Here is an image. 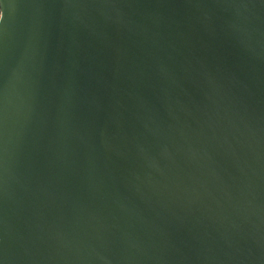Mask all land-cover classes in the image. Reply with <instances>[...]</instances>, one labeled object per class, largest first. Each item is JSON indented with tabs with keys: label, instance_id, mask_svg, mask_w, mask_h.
I'll return each instance as SVG.
<instances>
[{
	"label": "water",
	"instance_id": "obj_1",
	"mask_svg": "<svg viewBox=\"0 0 264 264\" xmlns=\"http://www.w3.org/2000/svg\"><path fill=\"white\" fill-rule=\"evenodd\" d=\"M0 264H264V0H0Z\"/></svg>",
	"mask_w": 264,
	"mask_h": 264
}]
</instances>
